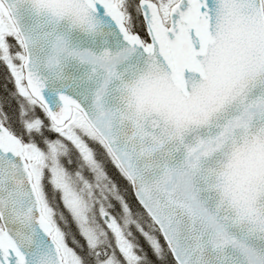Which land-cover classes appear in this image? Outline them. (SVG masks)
<instances>
[{
	"label": "snow or ice",
	"instance_id": "1",
	"mask_svg": "<svg viewBox=\"0 0 264 264\" xmlns=\"http://www.w3.org/2000/svg\"><path fill=\"white\" fill-rule=\"evenodd\" d=\"M0 264H264V0H0Z\"/></svg>",
	"mask_w": 264,
	"mask_h": 264
}]
</instances>
